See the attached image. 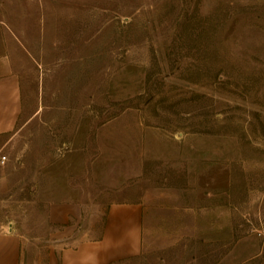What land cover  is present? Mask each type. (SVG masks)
Wrapping results in <instances>:
<instances>
[{
  "label": "rangeland",
  "instance_id": "1",
  "mask_svg": "<svg viewBox=\"0 0 264 264\" xmlns=\"http://www.w3.org/2000/svg\"><path fill=\"white\" fill-rule=\"evenodd\" d=\"M0 20L27 51L0 134L19 264H48L68 200L93 232L141 203V250L107 264H264V0H0Z\"/></svg>",
  "mask_w": 264,
  "mask_h": 264
},
{
  "label": "crops",
  "instance_id": "2",
  "mask_svg": "<svg viewBox=\"0 0 264 264\" xmlns=\"http://www.w3.org/2000/svg\"><path fill=\"white\" fill-rule=\"evenodd\" d=\"M0 134L10 131L21 108V76L15 69L19 46L16 34L0 20ZM48 218L56 228L50 233L54 244L48 252V264H107L138 253L142 248V205L139 201L109 204L98 231L84 223V206L80 200L50 202ZM89 219L88 221H90ZM20 235L12 229L0 232V264H19Z\"/></svg>",
  "mask_w": 264,
  "mask_h": 264
},
{
  "label": "built area",
  "instance_id": "3",
  "mask_svg": "<svg viewBox=\"0 0 264 264\" xmlns=\"http://www.w3.org/2000/svg\"><path fill=\"white\" fill-rule=\"evenodd\" d=\"M5 159H6V155L5 154H1L0 155V162L1 163L5 162Z\"/></svg>",
  "mask_w": 264,
  "mask_h": 264
}]
</instances>
